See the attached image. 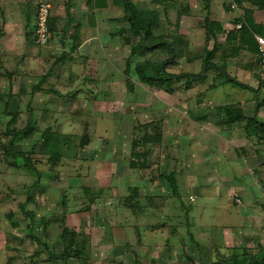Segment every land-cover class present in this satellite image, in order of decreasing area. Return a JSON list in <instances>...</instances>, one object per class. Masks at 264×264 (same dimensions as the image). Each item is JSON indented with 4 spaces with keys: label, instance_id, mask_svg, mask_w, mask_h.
<instances>
[{
    "label": "rangeland",
    "instance_id": "obj_1",
    "mask_svg": "<svg viewBox=\"0 0 264 264\" xmlns=\"http://www.w3.org/2000/svg\"><path fill=\"white\" fill-rule=\"evenodd\" d=\"M44 1L53 6L54 28L45 47L34 43V7L40 2L16 0L11 15L8 5H0V264H65L50 254L62 253L72 233L79 247L69 264H264V142L248 128L255 108L241 109L246 119L238 124L221 110L251 98L261 102L264 121L263 76L258 92L228 81L226 89L212 87L211 71L204 82L173 83L171 92L148 86L135 66L168 61L170 54L162 46L140 49L121 5L110 0L116 7L97 12L99 24L88 28L96 46L68 53L76 44L68 37L79 34L84 10L75 8L79 25L72 23L75 30L61 40L68 0ZM130 1L157 14L156 37L177 42L168 73L200 64L198 73L205 70L207 51L195 33L204 28L200 3L185 17L181 10L190 0ZM187 30L188 45L182 39ZM63 51L67 56L60 60ZM7 104L17 115L12 127L24 129L32 114L37 129L13 145L41 175L29 194L36 176L22 159L14 167L3 156ZM47 129L61 136L57 164L41 153ZM171 172L179 198L164 179ZM29 195L25 210L33 222L20 207ZM219 205L225 213L217 211Z\"/></svg>",
    "mask_w": 264,
    "mask_h": 264
},
{
    "label": "trees",
    "instance_id": "obj_2",
    "mask_svg": "<svg viewBox=\"0 0 264 264\" xmlns=\"http://www.w3.org/2000/svg\"><path fill=\"white\" fill-rule=\"evenodd\" d=\"M200 1L205 10H209L210 4L212 3V0H197ZM115 4H119L122 6L124 12H125V17L130 25V33L135 37L139 38V43L138 47L140 49H143L148 52V50H153L157 46H162L164 47L168 53L170 54V58L168 61L165 62H144V63H139L135 66L136 74L139 78V80L148 86H155L156 88H162L165 89L166 91L171 92L172 91V84L186 80V82H204V80L207 78V72L210 70H217L220 71L228 80L229 83L232 85H235L243 90H249L252 92H256L254 89L250 88L249 86H246L240 82H238L236 79L228 76L225 73V69L221 67L218 63L214 62V57L218 51V47L213 48L212 50H207V48H203V50H206L205 54V70H202L198 74H191V73H181V74H171L166 71V65L168 63H175L174 62V55H175V49L177 46L176 44L173 43L172 41L170 43L165 42L163 37H156L154 30L155 27L157 26L158 23V16L155 12H147L145 10H142L141 8L135 6L133 2L130 0H114ZM235 3H237L239 6H245L247 4L249 7H255L259 10H264V0H235ZM72 0H69L67 2L66 6V15L68 17V25H65V27L62 30V35L61 39L63 40L68 33V28L71 22V16H70V8H71ZM88 7L89 10L92 12V16L94 15V11L98 9H105L107 7V0H89L88 1ZM147 12V13H146ZM243 12H244V17L243 19H238V22H243L242 27L240 32H241V43L244 44L243 36L245 33V28H249L251 32L256 33L258 32V28L253 21V11L250 9H245L243 7ZM51 18L49 21V30L51 34L53 33V27L51 23ZM205 25L204 27L206 28V34H207V41L213 39H216L217 34L222 32V28L218 23L210 21L208 18L204 21ZM263 27V26H262ZM264 30V27L262 28ZM229 37V36H228ZM262 37V36H259ZM264 38V37H262ZM227 41L229 38L226 39ZM152 41V42H151ZM217 45V44H216ZM257 45V42H256ZM77 48L76 45L72 48V51H75ZM258 49V45H257ZM135 49H133V52ZM258 55H259V50H258ZM67 56V53L63 52L60 56V60L63 58L65 59ZM202 59V55H198ZM262 69V66H261ZM262 72V70H261ZM204 73V75H203ZM263 76V74H262ZM46 79V77L43 78L41 81ZM262 87V85H261ZM38 87L33 88V93L38 91ZM260 85L257 90L260 91ZM264 101V98H263ZM260 103L256 101V109L252 115L251 120H249L248 128H249V133L256 134L258 133L259 136H261L260 140L264 142V121H259L257 118L258 114V109L260 108ZM8 104L6 105V115L10 117V120L7 123V128L5 130V135L9 137L8 144L3 146L2 145V151H3V156L5 159L9 160L7 163L11 166L15 167L14 161L17 159H22L24 162L23 168L26 169L29 172H32L36 176V181L28 188V194L31 190L36 189L41 180V175L40 172L37 170L36 166L32 162V160L25 156V154L21 151H14L13 145L15 140L18 138H23V139H30L33 136L36 135L37 129L35 126V121L34 117L32 114L29 115L26 127L22 130H16L14 127H12L16 122H17V115L15 114H10L7 111ZM224 113H228V117L231 118V123L232 124H238V121H243L246 119L244 116V113L239 109L238 107H231V106H224V108H221ZM237 112V115L232 114V112ZM258 130V131H257ZM60 138L61 136L55 135L52 133L51 129H47L42 133V139H43V144L41 147V153L44 155H48L50 158L51 163L57 164L59 161V158L62 155L61 149H60ZM164 179L169 183V186L171 188V192L173 197L179 198L180 194L178 192V185H177V180L174 172L169 173L164 177ZM30 195L26 202L22 204L21 210L25 213L26 216H28L31 221L33 222L34 216L32 212H27L25 210L26 204L30 202ZM67 234L70 232L66 231ZM30 238L34 240L36 243L41 245V242L34 237V235L30 232L29 234ZM73 233L70 236L69 244L68 246L64 249V251L58 255L55 254H50V258L52 259H59L63 261L65 264H69L68 261L75 256L77 257L76 250L78 249L79 245L76 243V239L73 237ZM76 242V243H75ZM73 245L76 246V248L73 247ZM221 264V263H219Z\"/></svg>",
    "mask_w": 264,
    "mask_h": 264
},
{
    "label": "crops",
    "instance_id": "obj_3",
    "mask_svg": "<svg viewBox=\"0 0 264 264\" xmlns=\"http://www.w3.org/2000/svg\"><path fill=\"white\" fill-rule=\"evenodd\" d=\"M34 1H35V3L36 2L43 3L42 2L43 0H34ZM88 1L89 0H74V2H72V4H71V8H70L71 22H70L68 31L70 29H73V31L75 30L71 26L72 23H75V26L79 25L78 24L79 22L77 20L74 22V18H73V15H75L76 18H77V16H80V14L78 15V14L72 13V12H75V8H79L80 13H81V8H83L84 11H82L81 16L85 15V17L82 19H81V17H79L80 22H82V25L80 24V26H79L80 27L79 34H77L76 32L75 33L73 32L74 35L70 34L71 37H68L69 40L71 41V44L76 43L75 45L77 46V48L74 52H77L78 50L84 51L88 48V46H90L91 48H93V46H96L95 41L92 42V40L96 39V37H95V35L88 32V30H89L88 28L99 24L98 19H97V12L109 10L110 5L115 6L114 3L110 2V0H107V7L105 9L95 10L94 15L92 16V14H91L92 12L89 10V7H88ZM216 1H218V2L221 1V10L217 9V8H219V6H218L219 3H217ZM228 1L230 2L229 6L226 4V2H228ZM44 2H47V1H44ZM67 2H66V6H67ZM4 3H5V5H4L5 7H6V5H8L7 6V12L10 13V15L13 14L14 12L12 13V10H14L16 7L12 6V3L16 4V0H0V5H2ZM197 3H200L202 6V10L204 13L203 14V21H205L208 18L210 21L218 23L222 28V32L217 34L216 39L212 38L209 41H207V34H206V28L205 27L202 29L195 30L196 31L195 33H197L198 37H200V39H203L202 47L207 48V50H212L213 48L218 47V51L214 57V62L218 63L221 67H223L225 69L224 70L225 73L228 76L236 79L238 82H240L246 86H249L250 88H252L254 90H258L259 85L262 82V80H261V78H262L261 70L262 69H261V62H260V58L258 55V49H257V45H256V37L257 36L264 37V30L262 29L264 27V10H259L255 7H249L247 4H245V6H243L245 9H250L253 11L252 18H253L254 24L258 28H260V29H257L258 32L253 33V32H251V30L249 28L246 27L244 30L245 33L243 36V40H244V44H243V43H241V38H240L241 37V32H240L241 28L238 29L239 26L242 27L243 22L240 23L237 21L238 19H243V17H244V12H243L242 6H239L237 3H235V0H212V3L210 4L209 10H205L203 4L200 1L190 0L189 5L185 6L184 8L182 7V10H181V12H183V13L186 12L187 15L185 14V17H189L192 15V11L190 9L193 6H194V8L198 7ZM15 4H13V5H15ZM39 4H37L34 7L35 11H36V7ZM66 6H65V8H66ZM233 7H235V8H233ZM230 8L231 9L233 8V10H231ZM17 14H18V12H17ZM183 18L184 17L181 16L182 21L180 22V26L181 25L184 26L186 24V21H184ZM34 21H35V16H34ZM68 22L66 25H68ZM204 25H205V23H204ZM76 27H78V26H76ZM190 32H191L190 30H187L186 32L182 33V39H184V42L187 45H188L187 42L190 41V34H189ZM90 35H92V38ZM227 38H229L228 41L226 40ZM189 47H190V45H189ZM68 51H69L68 53H72V50H68ZM63 52H65V51H63ZM92 54L96 55V54H98V52L96 50H92ZM95 57H97V56H95ZM219 60H221L223 64H221V62ZM90 62H91V65L93 67L92 59ZM95 62H97V61H95ZM63 63H65V61ZM200 67H201V64L195 65V66L192 65L190 70H185V71H183V73L198 74V70ZM210 71L215 72L214 80H213L214 84L212 83V87H216L218 89L228 88V86H227L228 80L220 71H217V70L216 71L210 70ZM210 71H209V73H210ZM208 75L210 76V74H208ZM206 79L204 81H206ZM241 90H243V89H241ZM231 104L235 105L234 107H238L239 109H242V111H244V112H245V110L246 111H249V110L253 111L254 108L256 109V102L254 100H252L251 98L235 99V100H233V102H231ZM261 111H263V110L260 109V113L258 112V115H257L259 121H263L259 117V114H261ZM249 175H250V173H249ZM251 175H254V174L252 173ZM263 179H264V176H263ZM262 182H264V180ZM243 197H244V199H246L245 196H243ZM262 200L264 202V190L262 193ZM242 201L244 203L245 209H243V210H245V213L248 211V214L252 215L253 212L250 210V204L245 203L243 199H242ZM216 209H217V211L219 210L223 213L226 212V210H222L221 205H219ZM228 214L233 215V212L230 210V212H228ZM212 217H213V213H212L211 218ZM229 217L230 216H228V218ZM234 219H235V217H234ZM261 225H262V229L260 231L262 233V237H261L262 240H260V242H261V245L264 247V222L263 221H261ZM229 231H232V230L229 229Z\"/></svg>",
    "mask_w": 264,
    "mask_h": 264
},
{
    "label": "built area",
    "instance_id": "obj_4",
    "mask_svg": "<svg viewBox=\"0 0 264 264\" xmlns=\"http://www.w3.org/2000/svg\"><path fill=\"white\" fill-rule=\"evenodd\" d=\"M235 8V7H233ZM53 6L49 2L40 3L35 11V24H34V43L38 47L47 46L52 38L49 30V21L52 17ZM240 29V26L238 27ZM256 42L259 50V58L262 66L263 82V98H264V38L257 36ZM240 203V201L238 200Z\"/></svg>",
    "mask_w": 264,
    "mask_h": 264
},
{
    "label": "water",
    "instance_id": "obj_5",
    "mask_svg": "<svg viewBox=\"0 0 264 264\" xmlns=\"http://www.w3.org/2000/svg\"><path fill=\"white\" fill-rule=\"evenodd\" d=\"M203 75H204V73H203Z\"/></svg>",
    "mask_w": 264,
    "mask_h": 264
}]
</instances>
